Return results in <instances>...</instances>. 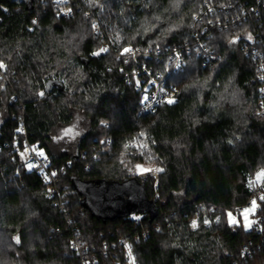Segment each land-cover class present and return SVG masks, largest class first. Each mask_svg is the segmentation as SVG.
I'll return each instance as SVG.
<instances>
[{
    "label": "trees",
    "instance_id": "1",
    "mask_svg": "<svg viewBox=\"0 0 264 264\" xmlns=\"http://www.w3.org/2000/svg\"><path fill=\"white\" fill-rule=\"evenodd\" d=\"M260 1L70 0L72 15L65 18L58 17L54 0H0V61L7 66L0 69V111L6 115L0 127V264H82L76 239L95 256V264H113L112 257L124 264L119 241L133 239L141 227L149 235L134 244L140 264H238L245 247L253 255L244 264H264V235L257 234L256 224L246 230L237 211L253 196L255 175L264 171L259 86L254 63L242 51L249 34L264 36V7L257 16L242 17L243 9L251 12ZM206 4L214 6L213 13L204 14ZM217 20H228V30ZM204 27L220 61L204 67L193 55L181 71L170 73L168 51L193 46ZM105 47L107 52L93 55ZM126 47L140 51L139 63L178 89L174 103L163 104L156 114L143 113L144 91L126 78L135 68L126 53L121 55ZM77 108L90 115L92 129L77 155L56 156L49 146L53 128L69 123ZM22 120L31 143L54 164L75 159L57 184L68 200L72 227L46 198L37 174L19 169L21 179L16 175L19 158L8 144ZM141 133L165 168L157 188L153 179L130 176L118 161ZM101 139L112 144L96 160ZM128 154L132 162L145 161V156L137 160L135 151ZM72 177L136 178L159 214L152 221L142 215L141 227L130 217L108 224L93 220L71 186ZM228 213L237 223H230ZM253 218L264 225V200Z\"/></svg>",
    "mask_w": 264,
    "mask_h": 264
},
{
    "label": "built area",
    "instance_id": "2",
    "mask_svg": "<svg viewBox=\"0 0 264 264\" xmlns=\"http://www.w3.org/2000/svg\"><path fill=\"white\" fill-rule=\"evenodd\" d=\"M58 5V17L69 18L72 15V8L70 5V0H54ZM261 7H264V1H260L257 8L251 9V12L243 9L242 17L246 21L253 14L256 16L259 15ZM3 10H6L5 7H2ZM214 11V6L206 4L205 13L211 14ZM232 21L237 19L231 18ZM235 19V20H234ZM240 18H238V22ZM221 20H217L215 24L224 29L228 30V20L225 23H221ZM99 33V29H96L95 35ZM252 39L249 40L248 44L244 46L243 50L245 55L254 63V78L259 86V101H258V116H264V36L260 32H254L251 35ZM195 44L189 46L186 44L184 48L169 50L167 58L170 64V73H175L181 71L187 61V57L196 55L201 58L203 66L215 65L220 61V56L214 52L215 50L209 45V39L211 34L208 31L207 27H204L201 32L197 33L195 36ZM106 48V47H105ZM127 59H132L135 63V68L133 69L132 74L126 75L128 83L130 82V77L135 79L137 89H142L146 96L142 101V111L144 114L152 115L156 114L159 108L167 103L169 97L175 99L177 95V89L174 85L169 84L166 77L154 75L153 71L148 69L147 64H141L138 61L140 56V51L132 50V52L126 53ZM159 55V51L157 55ZM163 89V91H161ZM147 98V99H146ZM169 104V103H168ZM112 144L111 139H101L97 143V149L93 158L98 160L101 152H105L110 148ZM8 149L11 153L17 154L19 158V167L25 168L28 172H34L37 174L42 183L46 186L45 196L47 199L54 201V206H59L61 211L64 212L67 216L65 209L68 200H66L65 195L62 191L58 190V183L60 178L66 173L67 169L72 166V163L75 159L67 160L61 164H54L52 159L48 157L47 153L39 147L37 144L31 143L29 135L25 126L24 121H20L18 128L15 132L14 138L10 144H8ZM55 173L53 176L52 174ZM138 176V175H137ZM139 178V176H138ZM261 195H264V179L261 183L257 184L254 190V194L251 199L248 201L247 205L242 206L237 209L238 212L242 213L243 211L253 208L252 201L256 200V206H258L259 198ZM254 207V208H255ZM133 221L135 227L142 226V215H133L130 217ZM263 220L255 221L256 232L258 235H264V225L262 224ZM73 222L71 218L67 216V226L72 227ZM140 234L136 235L133 239H121L118 244L119 252L125 260L124 264H130L129 248L126 245L131 247V257L134 258V264H140L135 251L134 244L140 239H146L149 235V230L141 227ZM158 229V226L156 227ZM75 232L78 233L77 228ZM73 247L76 251V254L81 257L82 264H95L97 259L94 255L88 256V250L84 246V243L80 239L73 241ZM253 255L252 248L245 247L242 251L241 256L236 260L238 264H244ZM112 257L113 264H118L117 261Z\"/></svg>",
    "mask_w": 264,
    "mask_h": 264
},
{
    "label": "rangeland",
    "instance_id": "3",
    "mask_svg": "<svg viewBox=\"0 0 264 264\" xmlns=\"http://www.w3.org/2000/svg\"><path fill=\"white\" fill-rule=\"evenodd\" d=\"M6 69H3L5 71ZM177 89V88H176ZM43 92V95H40V93ZM178 92V89H177ZM44 90H40L38 92V96L43 98L46 94H44ZM146 96L144 94L143 98ZM5 112L0 111V127L2 123L5 120ZM91 118L90 115L82 111L81 109H75L72 112V119L67 124H57L55 128H53V132L51 135V142H49L50 149L52 153L56 156H63V155H77L79 150V144L80 141L85 138V136L91 131ZM139 135L138 138L132 139L129 141L125 148L124 152L121 153L120 157H118L119 164L123 170H127L126 172L130 176H136L144 180L153 179L155 183V188L158 187L159 181L161 180V175L163 174L165 168L162 164V161L160 158L153 156V153H151L152 150H150L148 146V139L146 137V134ZM133 151L136 152L137 160L141 159L142 156H145V161L143 162H132L131 158H129L128 153H133ZM150 158H146L147 155H150ZM20 164V163H19ZM19 169H25L22 167H18L17 170V177L21 179V171ZM156 169H163V171H156ZM26 170V169H25ZM28 172V170H26ZM264 172V171H262ZM256 174L253 182L254 185H257L262 182L264 179V174ZM138 175V176H137ZM159 196V193H156V197ZM25 199V197L23 198ZM248 211H243L241 213L242 216V222L245 227L246 224H250V227H245L246 230H249L252 228L253 225H255V219L253 218L256 207L247 209ZM232 216V214H231ZM245 216L247 219H245ZM230 218V217H229ZM232 218H234L232 216ZM236 220V219H235ZM237 221V220H236ZM3 240V239H2ZM0 240V242L2 241ZM8 250L5 249L4 251Z\"/></svg>",
    "mask_w": 264,
    "mask_h": 264
},
{
    "label": "water",
    "instance_id": "4",
    "mask_svg": "<svg viewBox=\"0 0 264 264\" xmlns=\"http://www.w3.org/2000/svg\"><path fill=\"white\" fill-rule=\"evenodd\" d=\"M73 190L81 198V206L91 218L104 224L126 219L133 215H149L152 221L159 209L146 194L145 187L136 178L122 182L104 179L87 181L71 178Z\"/></svg>",
    "mask_w": 264,
    "mask_h": 264
},
{
    "label": "snow or ice",
    "instance_id": "5",
    "mask_svg": "<svg viewBox=\"0 0 264 264\" xmlns=\"http://www.w3.org/2000/svg\"><path fill=\"white\" fill-rule=\"evenodd\" d=\"M33 23H35V21H33ZM92 27L95 29L97 27V25L95 23H93ZM247 38L249 40H251L252 39L251 34H249ZM236 39H239V38L237 37ZM235 42H236L235 39L233 41H231V43H235ZM107 51H108L107 48H101L97 52L93 53V55H100L101 53H104V52H107ZM129 52H132V49L126 47V48L123 49L121 55H124L125 53H129ZM125 63H127V61H125ZM6 67L7 66L3 63V61H0V69H6ZM261 79H264V77H261ZM161 91H163V89H161ZM262 91H264V90H262ZM40 95H43V92H41ZM174 102H175L174 99L171 98V97H169L168 100H167V103H169V104H172ZM262 107H264V104H262ZM101 123H104V122L102 121ZM141 135H144V134L141 133ZM229 143H231V141H229ZM156 171H163V169H156ZM261 174H264V172H262ZM52 175L54 176L55 173H53ZM259 198L261 200H264V195H261ZM251 203H252V206L254 208L256 206V200H253ZM247 211L248 210H245V212H247ZM228 216L230 217V223H233V224L237 223V221L234 218H232L231 213H228ZM217 219H219V218H217ZM245 219H247L246 216H245ZM204 222L208 223L209 221L205 220ZM196 226H197L196 221H193L192 227L195 228ZM245 227L246 228L250 227V224H246ZM15 239H16V242L19 243V237H16ZM126 247L129 248L130 264H134V258L131 257V247L128 246V245H126Z\"/></svg>",
    "mask_w": 264,
    "mask_h": 264
},
{
    "label": "crops",
    "instance_id": "6",
    "mask_svg": "<svg viewBox=\"0 0 264 264\" xmlns=\"http://www.w3.org/2000/svg\"><path fill=\"white\" fill-rule=\"evenodd\" d=\"M136 215H139V214H136Z\"/></svg>",
    "mask_w": 264,
    "mask_h": 264
}]
</instances>
